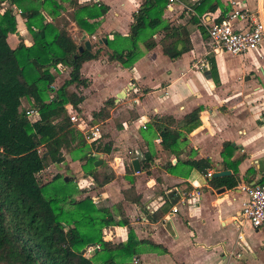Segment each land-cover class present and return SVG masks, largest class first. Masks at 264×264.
I'll list each match as a JSON object with an SVG mask.
<instances>
[{
    "label": "crops",
    "instance_id": "obj_1",
    "mask_svg": "<svg viewBox=\"0 0 264 264\" xmlns=\"http://www.w3.org/2000/svg\"><path fill=\"white\" fill-rule=\"evenodd\" d=\"M66 1L60 3L64 7L61 14L67 19L66 12H70L72 6ZM74 1L106 6V12L97 19L99 25L95 33L91 36L81 33L91 45L102 37L112 38L114 33L127 35L131 14L141 2ZM238 1L264 18V0ZM197 2L173 0L162 13L163 18L184 25L188 32L190 47L179 57L169 59L162 53L158 43L162 33L156 32L153 35L155 46L145 50L132 66L123 67L101 55L81 64L80 75L86 79L85 86H70L83 97L78 104L79 112H75L84 121L78 129L83 135L90 126L97 125L99 129L100 143L92 148L91 157L101 162L92 164L97 170L113 173V179L97 186L90 176L84 175L81 165L87 155L72 160L68 154H63L62 162L50 163L41 170L61 166L62 170L58 169L53 175L63 174V179L75 182V199L89 196L97 207H107L113 219L127 221L126 225L108 226L102 233L105 240L119 243L124 242L131 231L138 243L129 264H134V260L136 264H264V225L254 228L239 220V210L246 198L241 186L264 179V38L258 48L241 55L212 53L206 33L202 35L189 21L190 15L195 14L193 4ZM213 3L218 4L210 10L208 6ZM202 8L204 12L195 15L203 26V23L218 21L229 10V5L227 0H206ZM12 11L17 30L9 33L6 40L13 44H9L11 47L20 42L29 45L31 36L24 20L20 12L13 8ZM236 24L242 25L241 22ZM68 27L75 42H80L81 35L75 34L78 30L75 23L69 20ZM210 56L215 63L217 84L211 74L206 76ZM201 60L207 65L200 69L193 66ZM68 71L61 68L52 87L59 86L63 81L59 80V75L66 74L63 78L66 79ZM126 91L133 101L125 96ZM107 99L111 100L107 117L91 120L92 112L98 111ZM20 107L31 109L25 99L21 100ZM197 107L200 123L185 134V142L180 145L182 151L177 155L160 149L156 133L142 137L141 125H146L152 116L167 115L178 121ZM66 110L74 112L69 105ZM227 143L231 149L223 148ZM129 151L134 154L130 155ZM144 152L151 154V160L145 168L133 171L131 159L142 164ZM224 155L229 160L239 157L236 171L232 165H224ZM187 159H205L210 167L202 173L194 168L186 171L185 166H175L177 160ZM118 161L124 166L118 167ZM220 170L228 171L222 176L233 175L237 184L231 188L210 185L211 174ZM61 171H70L72 175ZM129 187L139 196V203L124 199L122 191ZM219 188L223 191L218 192ZM170 190L178 196L175 203L167 197ZM196 193L197 200H190V194ZM173 208L176 211H172ZM91 254L87 250L84 253L85 256Z\"/></svg>",
    "mask_w": 264,
    "mask_h": 264
},
{
    "label": "trees",
    "instance_id": "obj_2",
    "mask_svg": "<svg viewBox=\"0 0 264 264\" xmlns=\"http://www.w3.org/2000/svg\"><path fill=\"white\" fill-rule=\"evenodd\" d=\"M60 1L0 0V264H129L138 243L131 231L119 243L105 240L102 233L108 226L126 225L125 219H113L107 207H97L89 196L75 199L73 186L63 179V174H55L45 183L39 181L38 174L46 165L62 162L63 154L72 160L87 155L81 165L83 174L90 176L97 186L112 180L113 173L97 170L92 164L91 150L99 146V139L88 142L69 120L66 110L69 105L79 112L78 104L83 100L80 93L70 89L86 84L80 75L81 64L105 55L128 68L145 50L155 46L156 32L162 33L158 40L162 53L175 59L190 47L188 32L184 25L162 17L167 0H141L131 14L127 35L114 33L105 42L100 40L89 50L78 51L83 40L75 42L68 30L69 20L78 28L77 37L82 32L91 36L106 6L67 0L72 10L66 12V19L61 14L64 7ZM204 1L193 4L197 16L204 12ZM216 4L208 8L214 10ZM12 5L20 10L31 36L29 45L20 42L11 47L6 40L9 33L17 30ZM195 14L190 15L189 21L203 35L205 29ZM61 68L69 69L67 78L54 88L52 84ZM208 71L217 84L211 56ZM22 99L36 111L35 119L25 115L26 109L20 107ZM110 103V99L105 100L98 111L92 112L91 120L106 118ZM199 110L197 107L189 111L178 121L171 116L154 115L144 125L142 137L156 133L160 149L177 155L182 151L180 145L185 142V134L200 123ZM224 147L232 148L230 143ZM222 157L224 165H232L236 171L239 157L234 160ZM150 160L151 154L144 152L140 167L145 168ZM175 166L205 173L210 163L205 159H187L177 160ZM261 181L264 179L258 182ZM208 182L226 188L237 184L233 175L210 177ZM122 194L125 200L139 203L132 187ZM89 246L94 247L92 254L85 256Z\"/></svg>",
    "mask_w": 264,
    "mask_h": 264
},
{
    "label": "built area",
    "instance_id": "obj_3",
    "mask_svg": "<svg viewBox=\"0 0 264 264\" xmlns=\"http://www.w3.org/2000/svg\"><path fill=\"white\" fill-rule=\"evenodd\" d=\"M173 0H167L166 7H169ZM229 10H227L220 20L210 24L203 23L209 50L212 53L225 52L230 55H241L248 51L255 50L261 44L264 38V18L257 11H251L244 7L238 0H227ZM17 13L20 12L15 6H11ZM237 22H241V26H237ZM207 63L204 60L193 64L196 68H202ZM136 91L134 86H130ZM131 90V89H127ZM129 97L128 91L125 93ZM133 101V97H129ZM25 115L31 117L36 115L34 109H26ZM69 120L77 127L83 124L84 121L75 112L68 113ZM144 128V123L141 125ZM85 138L88 141L99 138V129L97 125L90 126ZM158 140V139H157ZM132 155L134 152L129 151ZM118 167H123L122 161L117 162ZM210 176V173H206ZM241 189L246 193V198L243 201L239 210L240 221L248 222L252 227H260L264 225V181L241 186ZM198 193L190 194V200H197ZM176 211V209H172ZM97 248V245L94 246ZM89 246L86 250L91 252L94 248ZM137 263L136 260L133 261Z\"/></svg>",
    "mask_w": 264,
    "mask_h": 264
},
{
    "label": "water",
    "instance_id": "obj_4",
    "mask_svg": "<svg viewBox=\"0 0 264 264\" xmlns=\"http://www.w3.org/2000/svg\"><path fill=\"white\" fill-rule=\"evenodd\" d=\"M80 40H83V43H82V45H78V47H77L78 51H81L84 48L87 49V50H89L91 48V43H90V41L88 39H85V35L84 34L81 35ZM100 40L105 42V38L104 37L100 38L98 40V42ZM206 76L210 77L209 71H206ZM100 162H101L100 159H96L94 161V165H98ZM130 164H131V167H132L133 171H139L140 165H139V161L137 159H135V158L131 159ZM225 174H228V171L220 170V171H216V172L212 173L211 176L212 177H217V176H222V175H225ZM66 179L67 178L64 177V180H66ZM221 191H223V188H219L218 189V192H221ZM167 197H168V199H169V201L171 203H175L178 200V196L174 195V191L173 190H170V191L167 192Z\"/></svg>",
    "mask_w": 264,
    "mask_h": 264
},
{
    "label": "rangeland",
    "instance_id": "obj_5",
    "mask_svg": "<svg viewBox=\"0 0 264 264\" xmlns=\"http://www.w3.org/2000/svg\"><path fill=\"white\" fill-rule=\"evenodd\" d=\"M92 41H95V39H92ZM9 44L12 46L13 44L9 41ZM64 76H66V74L62 75L60 74L59 75V80H63ZM88 125H86V129H87ZM41 149V148H40ZM62 167L61 166H58V167H51L49 169H46L45 171L41 172L39 175H38V179L40 182H43L45 180L49 181L51 179V177L53 176L54 173L58 172L57 170L58 169H61ZM62 170V169H61ZM61 173H66L68 175H72V172L70 173V171H61ZM73 179V178H72ZM72 186H75V182H72L71 183ZM53 190H55V187L52 188ZM74 189V188H73ZM75 190V189H74Z\"/></svg>",
    "mask_w": 264,
    "mask_h": 264
}]
</instances>
